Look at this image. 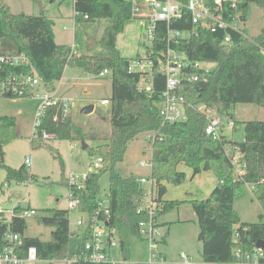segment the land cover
<instances>
[{"label": "trees", "instance_id": "16d2710c", "mask_svg": "<svg viewBox=\"0 0 264 264\" xmlns=\"http://www.w3.org/2000/svg\"><path fill=\"white\" fill-rule=\"evenodd\" d=\"M250 3L264 8V0H240L239 7L244 20ZM73 8L77 22L110 19L100 38L105 54L73 53L71 46L55 41L53 22L48 16L12 13L4 4L0 5V54L25 53L43 88L51 92L55 90V83L61 79L66 66L79 67L94 76L99 75L103 69L108 71L111 93L105 99L109 102L110 130L101 142L86 148L91 156L102 157L105 165L89 172L84 188L76 190V196L81 200L80 209L91 212L96 207L100 192L98 180L108 170V189L105 194L109 210L108 222L119 229L123 260H128V237L139 236V222L146 219L144 213L137 212L143 187L138 183L137 176H122L114 170V165L123 159L130 140L139 133L151 132L150 175L157 184L155 200L158 204L155 220L163 212L182 203H189L196 215L197 239L201 243L200 253L204 263L236 262L241 253L251 252L255 240L264 241V221H242L233 207V199L243 185L251 184L253 196L264 210V120L242 122L243 134L238 140L224 136L215 139L204 132L206 117L197 107H213L222 118L231 117L234 120L232 131L238 130L237 121L230 112L235 104L252 103L264 107V27L252 38L231 33L230 45L222 43L221 30L210 32L203 29L175 45L174 48L182 51L191 62H213L214 66L206 71L199 70L204 73V77L197 81H182L178 92L185 97V119L162 124L158 104L165 88L164 76L155 70L150 88L141 89V84L145 83L149 74L128 71L132 58L121 55L116 47L117 35L133 19L130 3L127 0H73ZM172 26L187 29L190 23L188 19L182 23L174 21ZM162 39V32H158L153 44L155 51L163 47ZM149 49L147 46L146 56ZM155 56L157 54L151 55ZM5 70L0 71V77L10 74L8 72L24 71L25 68L11 67ZM35 128L30 138L33 148L37 146V141L48 139L43 137V133L69 141L86 138L82 127L73 121L71 114L63 116L57 106L47 109ZM16 137L15 117L0 115V166L5 171L0 191L3 185H9L12 181L34 179L25 164L14 168L3 162V145ZM229 144L237 145L243 154L241 163L245 166L241 178L237 176L227 154L226 146ZM181 163L190 169L191 177L201 171L213 173L216 184L205 198H163L166 183L179 185L184 181L186 174L178 169ZM23 209L19 205L14 206L8 222H3L6 218L0 213V250L4 246L2 234L8 230L20 236V256L24 255L28 246L36 248L38 258L44 263L66 252L70 255L80 252L86 236L73 235L69 228L67 209H47L39 218L42 224L53 228L47 240L24 235L26 221L19 216ZM61 264L106 263L78 260ZM258 264H264V246Z\"/></svg>", "mask_w": 264, "mask_h": 264}, {"label": "rangeland", "instance_id": "374dc122", "mask_svg": "<svg viewBox=\"0 0 264 264\" xmlns=\"http://www.w3.org/2000/svg\"><path fill=\"white\" fill-rule=\"evenodd\" d=\"M9 7L12 13H25L32 15L44 14L52 22L54 37L57 42L71 46L72 50L94 54H105L100 45V38L108 18L95 21H80L74 19L73 0H0V5ZM143 9V8H142ZM246 36H256L264 27V8L250 3L246 9V19L240 24ZM144 30L138 19L133 18L116 37V47L121 55L135 59L137 56L145 58L149 42L143 37ZM206 70L213 68V62H199ZM61 83H55L56 96H68L72 100L69 113L73 121L82 127L85 133V144L93 147L108 136L110 130L109 104H102L101 99L108 97L111 90L109 76L95 77L94 75L75 66H66ZM43 87H35L34 94L42 93ZM41 99L30 96L8 97L0 96V115L15 117V132L17 137L3 145V162L14 168L24 164L25 157H30L26 164L29 173L34 179L24 182L12 181L3 185L0 191V211L8 220L14 206L32 208L35 215L25 219V236L50 238L51 226L39 221L47 209H67L68 183L65 179L69 173L77 176L95 171L91 163L95 156L81 148V141H69L47 137L45 141H37L35 148L30 138L34 132L36 113ZM85 103L93 104L94 109L89 113L82 111ZM237 121V129H225L224 133L231 139L242 137V122L246 120H264V107L252 103H237L230 110ZM53 148V150L51 149ZM58 154V156H56ZM150 157V145L145 139V133H139L127 143L123 159L114 165V170L122 176H147L149 166H141L140 161ZM178 169L185 172V179L179 185L166 183L167 200H186L190 198H205L216 184L212 172L201 171L191 177L190 169L183 163ZM5 171L0 166V184L4 181ZM109 171H104L99 180V198L106 202ZM67 180V179H66ZM148 189V184L144 185ZM253 185L246 184L236 192L233 207L240 219L244 222L264 221V210L253 196ZM263 215V217H261ZM85 215L78 210H68L69 228L76 229V219ZM198 224L196 215L189 203H182L173 207L157 217L154 227L153 239L156 248L150 247L149 238L145 235H130L128 237V257L124 261L119 243L110 250L111 259L115 264H130L135 262L148 263L151 253L158 256L154 264H178L180 252L192 258V261L203 264L201 256V243L197 239ZM60 260L49 263L30 264H61Z\"/></svg>", "mask_w": 264, "mask_h": 264}, {"label": "built area", "instance_id": "2783aa9c", "mask_svg": "<svg viewBox=\"0 0 264 264\" xmlns=\"http://www.w3.org/2000/svg\"><path fill=\"white\" fill-rule=\"evenodd\" d=\"M131 6V15L139 20L143 27V37L149 42V52L145 58H135L129 61L128 71L148 73L145 83L141 84V89L150 88L152 82V74L155 70L164 76L165 88L160 95V103L158 104V112L162 124L175 123L185 119V97L178 92V88L182 81L192 82L204 77L202 68L198 61L191 62L182 51L174 48L182 39L198 33V30H208L216 32L221 30L222 43L226 45L232 44L231 33L246 36L240 24L244 23L243 13L239 7L240 0H127ZM143 8V9H142ZM84 18L87 15H83ZM190 27L181 29L172 26L174 21H187ZM163 24V27L161 26ZM158 32L163 34V47L155 51L153 47L155 37ZM152 54H157L151 57ZM11 67H24V71L8 72L3 77H0V96L7 95H34L41 99L38 111L36 113L35 127L40 123L47 109L57 106L61 109V114L64 116L69 113L72 106L71 98L64 96H56L53 91L43 89L42 93L34 94L35 87H43V84L36 74L29 57L23 52L0 54V71ZM7 71V70H5ZM107 70L103 69L99 75L107 74ZM101 103L108 104L107 99L101 100ZM200 110L206 117L204 132L215 139H222L225 135V129L232 131L234 120L231 117L222 118L215 108L199 105ZM57 116H54L56 119ZM36 135V134H34ZM43 137H52V135L43 133ZM145 139L151 147L153 135L151 132L145 133ZM236 140V139H234ZM226 151L230 157L232 165L235 167L237 176L241 178L243 173L244 163H241L243 156L240 148L237 145L229 144L226 146ZM30 163V157H25L24 164ZM95 171L103 167L104 161L102 157L95 156L91 162ZM141 166L152 167L151 148L150 157L148 160L140 161ZM89 173V172H88ZM77 176L69 173L66 177L69 184L67 195L68 210H78L85 215L76 219V229L73 230V235H85L82 248L78 254L70 255L68 252L57 256L49 262L60 260L59 263H70L78 260L88 261L91 263H106L115 264L117 261L111 259L110 250L115 247L120 240L119 229L115 225H110L108 222L109 210L107 201L102 202L98 198L96 207L91 211L80 209L81 200L76 196V190L84 188V181L87 174ZM138 183L143 187L142 199L137 212H142L146 215V219L139 222V233L149 238L150 247L152 250L156 248V240L152 238L154 227L156 225L155 215L158 209L156 202L157 184L150 173L147 176H137ZM148 184L149 188L145 189L144 185ZM106 200V199H105ZM10 217L13 214V209L10 211ZM1 213V211H0ZM36 211L26 207L19 214L20 217L26 219L35 215ZM3 220V222H8ZM69 220V219H68ZM4 246L0 250V264H30L44 263L37 256V251L34 246H28L25 249L24 255H19L21 239L19 234L5 230L2 234ZM239 255V253L237 252ZM180 261L178 264H198L192 261L187 254L180 252ZM158 256L152 252L148 264H154V259ZM262 256V249L254 247L251 252H243L239 255V260L236 262L224 264H258L259 258ZM126 261V260H124ZM207 264V263H203Z\"/></svg>", "mask_w": 264, "mask_h": 264}, {"label": "water", "instance_id": "95a60500", "mask_svg": "<svg viewBox=\"0 0 264 264\" xmlns=\"http://www.w3.org/2000/svg\"><path fill=\"white\" fill-rule=\"evenodd\" d=\"M93 110V104H88V105H85L83 106L82 108V111H84L85 113H89ZM81 148L82 149H86L87 148V144H85V141L84 140H81ZM263 215H261L262 217ZM264 246V241L263 240H255V247H258V248H263Z\"/></svg>", "mask_w": 264, "mask_h": 264}, {"label": "crops", "instance_id": "0c3cea01", "mask_svg": "<svg viewBox=\"0 0 264 264\" xmlns=\"http://www.w3.org/2000/svg\"><path fill=\"white\" fill-rule=\"evenodd\" d=\"M105 24V26L106 25H108L109 24V22H106V23H104ZM55 38V37H54ZM55 41L57 42V40L55 39ZM58 44H61V43H59V42H57ZM64 44V43H63ZM73 51V50H72ZM73 53H77V52H75V51H73ZM79 53H86V52H79ZM65 69H66V67H65ZM64 69V70H65ZM63 73H64V71H63ZM106 76H108L107 74H103V75H96L95 77H99V78H102V77H106ZM62 77H63V75H62ZM62 77H61V79L59 80V83H61V81H63L62 80ZM53 93H54V91H53ZM110 93H111V90H110ZM110 96V95H109ZM108 96V97H109ZM66 97V96H65ZM68 97V96H67ZM108 97H104V98H102L101 100H103V99H105V98H108ZM68 98H70V97H68ZM89 103H85V105H88ZM103 104V103H102ZM84 105V106H85ZM93 109H94V105H93ZM93 111V110H92ZM214 187V186H213ZM0 199H1V197H0ZM263 217V216H262ZM189 256V255H188ZM189 258L192 260V258L189 256Z\"/></svg>", "mask_w": 264, "mask_h": 264}]
</instances>
